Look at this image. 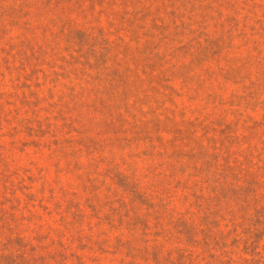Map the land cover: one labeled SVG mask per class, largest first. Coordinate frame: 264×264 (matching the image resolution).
<instances>
[{
    "label": "rangeland",
    "instance_id": "obj_1",
    "mask_svg": "<svg viewBox=\"0 0 264 264\" xmlns=\"http://www.w3.org/2000/svg\"><path fill=\"white\" fill-rule=\"evenodd\" d=\"M0 264H264V0H0Z\"/></svg>",
    "mask_w": 264,
    "mask_h": 264
}]
</instances>
